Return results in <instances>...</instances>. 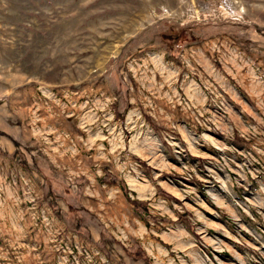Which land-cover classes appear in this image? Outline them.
<instances>
[{
    "label": "rangeland",
    "instance_id": "1",
    "mask_svg": "<svg viewBox=\"0 0 264 264\" xmlns=\"http://www.w3.org/2000/svg\"><path fill=\"white\" fill-rule=\"evenodd\" d=\"M0 264H264V0H0Z\"/></svg>",
    "mask_w": 264,
    "mask_h": 264
}]
</instances>
